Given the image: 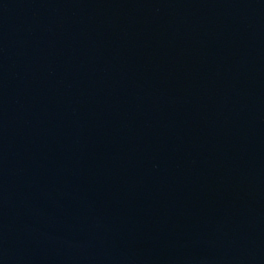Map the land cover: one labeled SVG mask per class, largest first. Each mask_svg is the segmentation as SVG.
Returning a JSON list of instances; mask_svg holds the SVG:
<instances>
[{
    "label": "water",
    "instance_id": "95a60500",
    "mask_svg": "<svg viewBox=\"0 0 264 264\" xmlns=\"http://www.w3.org/2000/svg\"><path fill=\"white\" fill-rule=\"evenodd\" d=\"M0 264H264V0H0Z\"/></svg>",
    "mask_w": 264,
    "mask_h": 264
}]
</instances>
